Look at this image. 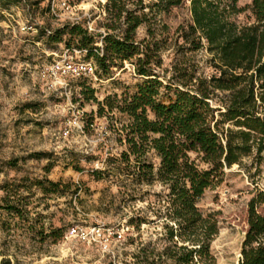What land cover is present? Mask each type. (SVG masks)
<instances>
[{"label": "rangeland", "instance_id": "1", "mask_svg": "<svg viewBox=\"0 0 264 264\" xmlns=\"http://www.w3.org/2000/svg\"><path fill=\"white\" fill-rule=\"evenodd\" d=\"M106 1L23 0L7 4L0 0V188L7 183L15 193L16 186H23L14 201L20 207L27 204L29 213L21 220L0 211V264H143L135 258L141 249L158 252L164 245L159 241L163 233L159 226L142 225L136 231L128 225L131 217L154 219L145 212L141 198L146 191L159 193L158 184L139 187L116 164L108 163L124 150L120 129L126 118L117 112L98 118L96 105L81 93L92 90L98 102L113 94L133 93L141 80L131 65L113 68L111 78L99 74L85 82L65 78L53 89L40 77L42 70L60 61L67 51L63 44H48L42 34L80 24L101 47ZM152 1L156 0L144 3ZM250 3L240 0L238 6ZM189 18L188 5L156 17V26L167 28L159 35L167 42L162 55L165 69L176 58L175 31ZM243 20L244 15L238 22ZM23 27L31 29L22 31ZM144 37L145 28L141 27L136 39ZM70 43L67 56L85 61V52ZM187 56L205 75L211 74L204 50ZM78 110L82 112L81 130L69 125ZM34 154L45 157L35 159ZM149 161L155 166L158 163L153 154ZM93 171L102 175L93 176ZM44 179L73 185L78 191L74 194L71 187L63 196L61 191L44 196L30 187ZM3 196L0 191V205ZM252 198L262 201L256 210L264 214V151L259 156L253 152L239 166L225 170L222 184L205 191L197 204L204 215L215 214L218 222L219 231L210 246L215 264H239ZM93 226L120 232L122 239L112 236L108 252H102L98 244L67 238L70 228Z\"/></svg>", "mask_w": 264, "mask_h": 264}, {"label": "trees", "instance_id": "2", "mask_svg": "<svg viewBox=\"0 0 264 264\" xmlns=\"http://www.w3.org/2000/svg\"><path fill=\"white\" fill-rule=\"evenodd\" d=\"M239 1L107 0L101 49L80 24L42 34L48 44H63L67 51L73 41L76 49L85 52L84 60L95 65V77L111 78L113 68L128 63L141 80L133 93L113 94L102 102L92 90L81 93L96 105L98 118L113 112L126 118L120 129L124 150L108 163L116 164L139 187L156 183L161 189L153 195L146 191L141 198L153 220L147 215L128 219L136 231L142 225H154L163 232L160 251L143 248L135 256L143 264H215L210 246L218 234V222L215 214L204 215L197 204L205 191L222 184L225 170L239 166L253 152L259 156L264 151V0H251L248 7L238 6ZM185 5L190 18L175 31L176 58L165 69L162 55L167 42L159 35L167 28L159 29L156 17ZM141 27L145 37L137 40ZM200 50L209 56V75L187 56ZM149 154L157 159L156 166ZM30 187L44 196L60 191L63 196L71 187L74 194L78 191L73 185L47 179ZM22 189L16 186L13 193L5 183L0 188L4 193L0 211L21 220L29 217L27 204L20 207L14 201ZM259 203L252 198L248 204L239 264H264V214L256 210Z\"/></svg>", "mask_w": 264, "mask_h": 264}, {"label": "built area", "instance_id": "3", "mask_svg": "<svg viewBox=\"0 0 264 264\" xmlns=\"http://www.w3.org/2000/svg\"><path fill=\"white\" fill-rule=\"evenodd\" d=\"M51 11L53 12V9ZM29 29L31 28L23 27L22 31ZM89 30L92 31L91 28H89ZM67 53L68 51L65 52V55L60 61L54 62L51 66L41 71L40 77L45 82H48V89H53L60 80H64L65 78L90 80L91 78H96L95 66L92 62L74 61L70 56H67ZM77 115L78 116L75 117L69 125L81 130L80 118L82 112L78 110ZM114 235H116L118 241L122 239L120 232H114L112 229L104 226H93L89 228L73 227L67 232V238H75L88 244H98L102 252H108L109 239Z\"/></svg>", "mask_w": 264, "mask_h": 264}]
</instances>
